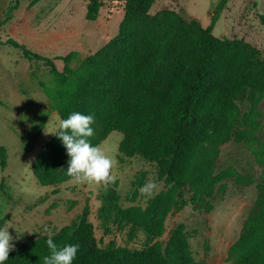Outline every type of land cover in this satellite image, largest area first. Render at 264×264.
<instances>
[{
    "label": "trees",
    "instance_id": "16d2710c",
    "mask_svg": "<svg viewBox=\"0 0 264 264\" xmlns=\"http://www.w3.org/2000/svg\"><path fill=\"white\" fill-rule=\"evenodd\" d=\"M155 0H122L124 14L118 32L77 65L71 51L58 68L52 58L31 51L8 37L1 44L18 49L29 61H43L50 81L38 85L60 119L72 112L94 117L93 145L111 131L124 134L120 157L140 156L156 164L165 188L145 207H122L115 189L99 207L103 233L125 232L128 242L143 234L138 245L119 244L114 238L101 244L89 220V208L71 223L54 229L58 246L79 244L72 264H194L183 224L160 239L164 222L174 209L187 204L208 211L214 195L224 193L226 180L250 185L254 179L232 166L216 171L221 144L235 137L261 168L257 194L239 237L229 246L227 264H264V60L258 49L242 39L218 37L214 22L227 0H219L211 23L186 20L180 10H149ZM100 0H88L85 18L97 17ZM264 26V8L259 14ZM242 96L241 107L236 99ZM97 126L99 129H95ZM0 145V165H6ZM69 157L53 134L35 156L31 171L41 185H58L66 175ZM114 230V231H113ZM46 233L13 248L4 264H43L50 254Z\"/></svg>",
    "mask_w": 264,
    "mask_h": 264
},
{
    "label": "rangeland",
    "instance_id": "374dc122",
    "mask_svg": "<svg viewBox=\"0 0 264 264\" xmlns=\"http://www.w3.org/2000/svg\"><path fill=\"white\" fill-rule=\"evenodd\" d=\"M97 17L85 18L88 0H0V145L6 150V165H0V228L9 222L13 227L14 248L26 240L71 223L89 208V220L101 244L114 238L119 244L138 245L143 240L140 232L128 242L125 232L114 231L105 235L98 219L103 199L112 197L115 189L122 207H145L149 198L138 189L149 179H155L158 191L165 188L163 179L156 174L157 166L140 156L119 155L118 148L124 134L111 131L98 146L114 157V181L107 186L76 185L70 180L58 185H41L31 171L35 156L43 149L59 122L41 91L37 76L50 81L43 61H29L13 47L1 44L8 37L23 42L31 51L52 58L58 68L62 57L71 51L77 53L72 66L99 49L107 39L118 32L124 14L122 0H100ZM219 0H155L149 12L164 7L180 10L189 20L195 18L202 26L211 23L212 13ZM264 0H227L216 18L212 33L218 37L239 38L255 46L264 60V26L259 21ZM237 103L244 107L246 99L238 96ZM264 108V101L259 105ZM99 129L97 126L94 127ZM216 171L228 166L253 177L250 185L226 180L224 193L217 192L209 200L208 211L192 204L174 209L164 222L163 244L171 230L183 224L187 233L190 256L194 264H227L229 246L239 237L243 223L255 200L261 168L243 143L235 137L219 147Z\"/></svg>",
    "mask_w": 264,
    "mask_h": 264
},
{
    "label": "clouds",
    "instance_id": "9594fccd",
    "mask_svg": "<svg viewBox=\"0 0 264 264\" xmlns=\"http://www.w3.org/2000/svg\"><path fill=\"white\" fill-rule=\"evenodd\" d=\"M93 123L92 115L72 112L67 118L59 119L54 131L46 133L55 134L65 146L69 157L66 175L72 183L107 186L115 179L112 169L116 161L100 146L91 143L89 138L94 136V129L91 127ZM138 191L141 196L154 198L158 191L155 179L147 180ZM9 227H13L11 222L0 228V264H4V261L9 258L10 250L14 248L11 243L13 237L8 231ZM43 231L48 235L46 244L50 250V254L43 257V264H72L79 244L66 243L58 246L52 239L55 233L50 231L47 225H44Z\"/></svg>",
    "mask_w": 264,
    "mask_h": 264
}]
</instances>
